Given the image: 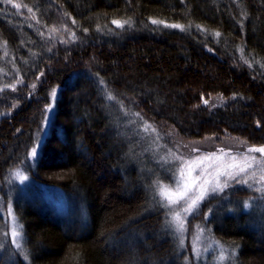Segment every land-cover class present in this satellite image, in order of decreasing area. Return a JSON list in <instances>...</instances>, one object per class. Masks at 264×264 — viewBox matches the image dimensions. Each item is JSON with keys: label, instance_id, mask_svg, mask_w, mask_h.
Instances as JSON below:
<instances>
[{"label": "trees", "instance_id": "trees-1", "mask_svg": "<svg viewBox=\"0 0 264 264\" xmlns=\"http://www.w3.org/2000/svg\"><path fill=\"white\" fill-rule=\"evenodd\" d=\"M58 13L76 41L49 46L42 38ZM12 63L20 76L6 79ZM0 89V185L19 168L31 178L2 194L13 199L30 257L14 264H186L189 250L153 191L164 173L137 163L141 149L123 115L188 140L264 146V0L0 2ZM55 89L52 124L30 161ZM217 98L224 103L211 106ZM44 185L63 191L69 213L43 198ZM238 188L203 201L190 235L207 227L237 249L238 264H264V227L256 207L244 209L255 193ZM79 205L86 213L77 218ZM7 234L0 214V264L12 251Z\"/></svg>", "mask_w": 264, "mask_h": 264}, {"label": "rangeland", "instance_id": "rangeland-1", "mask_svg": "<svg viewBox=\"0 0 264 264\" xmlns=\"http://www.w3.org/2000/svg\"><path fill=\"white\" fill-rule=\"evenodd\" d=\"M42 39L49 46H65L70 45L76 41V38L75 36H73L71 28L67 24L64 17H62V15L59 13L56 22L45 31L44 38ZM258 64L261 65L260 63ZM15 66L17 65H14L13 63L12 66L9 65L6 71H3V77L6 79H13V77L19 78L20 74L17 68H15ZM58 90L59 89H55L56 95L54 98L53 96L51 97V103L47 108L42 128L39 133L36 145L34 147L37 154L35 157L30 154V161H34L40 154L43 141L49 132L56 109ZM209 103H211V106L215 107L216 105L223 104L224 101L217 98L213 100V102L210 101ZM123 117V120L127 122L126 126L132 132V136L136 141L135 143H137L139 149H141L140 154L138 153L139 155L137 163L139 159L140 161H142V158L151 164L153 163L159 170L164 173L165 178L163 180L159 179L158 182H156L153 191L155 192V195L159 197L161 204L166 210L165 225H167V228L172 232L174 238L178 241V244L181 249L187 251L188 248L189 250L187 252L188 260L186 264H238L237 249L225 246L220 241H217L207 227L198 229L197 231H195L194 234L190 235L191 231L188 221L203 201H206L207 199H209V197L214 195L231 193L236 190L238 186H240L238 188L240 190L246 188L247 190H251V192L255 193L252 199L245 202V204H247V207L244 204V209L246 211H249L252 208L256 207L255 222L257 225H261L264 227V191L257 190L264 189V182H262L260 179V177L264 175V171H262V169H264V159H261L259 153L248 154L255 155L257 157V160L260 161V163H254L253 167L249 169L246 174H242L236 179L229 180V186L224 188L223 191H218L219 194L218 192L210 191L209 194L198 203V206L195 209H193L190 213H184L183 208L186 207L185 201H180L178 204L173 205L172 207H165L167 201L163 200L159 195V189L161 185L168 186V188L173 190L177 188L178 183L181 182L180 168L182 166V162L193 161L200 157H206L211 154L222 156L223 154L219 152L220 149H223L224 153H229L230 156H236L239 159L240 157H242L243 154L247 153V148L251 146L246 144V142L237 141L235 139H221L218 137H209L200 140H188L178 136L176 133H173V131H159L151 123L143 121L138 113L128 111L127 113H124ZM145 124L151 126L148 131H145ZM142 147L144 149H142ZM146 156H149L148 159H146ZM134 160L136 161V158H134ZM228 160L229 157H225V161L227 162ZM213 163V161H205V164L202 165L201 168ZM144 164L145 162H141L142 166ZM201 168H197L196 171L193 172V176H199ZM17 170L21 171L22 174L27 177V179L21 182L19 179L15 178V172ZM143 170L145 171L146 175L151 174L148 169L143 168ZM209 171H212V169L209 168ZM252 173H255V175L253 176ZM245 180H247V183L244 182ZM30 183L31 178L29 177V175L26 173L25 170L19 168L11 173L6 184L4 183L0 185V214L3 215L7 221V243L9 244L12 250L11 253L4 255V264H14L16 257H20L23 261L29 263L30 257L26 246V236L24 232V227L16 215L15 208L13 206V199L10 197L7 201L4 202L2 194L8 189H11V187H18V190H23L25 189V187L29 186ZM4 188L6 190H4ZM42 192L43 198L46 200H50V202L53 203L57 210H59L62 214L65 215L69 213V200L65 196L63 191L55 187H48L44 185ZM222 202L224 203L225 200L222 199ZM79 204L81 203L79 202ZM9 206L11 207L12 214L16 217L17 223L19 225H22V229H20L22 250L17 249L15 244L12 242V218L8 212ZM80 207L79 212H77V218H80L86 213L85 208L83 206ZM175 212H180L184 220L185 230L182 233L177 230L176 224L173 222L172 217ZM4 242H0V256L2 255L1 252L3 248L6 247ZM194 245L199 250L198 255L193 250ZM222 251L223 255L225 256V259L223 261L219 259ZM12 255H14L15 257Z\"/></svg>", "mask_w": 264, "mask_h": 264}, {"label": "snow or ice", "instance_id": "snow-or-ice-1", "mask_svg": "<svg viewBox=\"0 0 264 264\" xmlns=\"http://www.w3.org/2000/svg\"><path fill=\"white\" fill-rule=\"evenodd\" d=\"M0 2H7L12 3V0H0ZM13 7L19 9L20 5L13 3ZM31 11V9H29ZM153 24H164L165 27H172V28H180L181 30L184 29L183 25L179 24H167L162 20H155L151 21ZM75 23V21H73ZM112 24H114L117 28H123L125 24H130V21H121L117 19L112 20ZM199 27V26H198ZM99 30V29H98ZM216 36H219L220 33H215ZM74 36V33H73ZM247 62V61H246ZM251 66V65H249ZM35 87V85H33ZM2 90V89H0ZM13 90H15L13 88ZM56 92L55 90L52 91L53 98L55 97ZM108 99H114V97L109 94ZM205 104H208V101H204ZM150 125L145 124V131H148ZM222 153V156H217L216 154H211L206 157H200L193 161H183L182 166L180 168V177L181 182L178 183V186L175 190L168 188V186L161 185L159 189V195L161 198L167 203L165 207H172L173 205L178 204L180 201H185L186 207L183 208L184 213H190L193 209L198 206V203L202 201L205 196L209 194V192H218L223 191L224 188L228 187V181L236 179L238 176L242 174H246L249 169L253 167V164H259L260 161L257 160L255 155H248L259 153L261 159H264V146L255 147L251 146L247 148V153L243 154L242 157L239 159L236 156H230L229 153H224L223 149L219 150ZM36 150L33 149L31 155L33 157L36 156ZM225 157H229V160L226 162ZM179 159V158H178ZM205 161H213V164H208L201 168L202 165L205 164ZM197 168H201L199 176H193V172L196 171ZM209 168L212 171H209ZM264 171V169H262ZM254 176L255 173H252ZM15 178L19 179L21 182L27 179L26 176L22 174L21 171L17 170L15 172ZM223 178V179H222ZM251 178V177H249ZM261 181L264 182V175L260 177ZM247 183V180L244 181ZM258 191H264V189H257ZM247 207V204H245ZM9 215L12 218V230H11V237L12 242L15 244L17 249L22 250L21 245V231L22 225H19L16 221V217L12 214L11 207L9 206L8 209ZM173 222L176 224L177 230L179 232H183L184 229V220L181 216L180 212H175L173 214ZM194 252L199 254L198 248L194 245ZM221 261L225 259L223 255V251L219 257Z\"/></svg>", "mask_w": 264, "mask_h": 264}, {"label": "bare ground", "instance_id": "bare-ground-1", "mask_svg": "<svg viewBox=\"0 0 264 264\" xmlns=\"http://www.w3.org/2000/svg\"><path fill=\"white\" fill-rule=\"evenodd\" d=\"M120 111V110H119ZM139 147V146H138Z\"/></svg>", "mask_w": 264, "mask_h": 264}]
</instances>
